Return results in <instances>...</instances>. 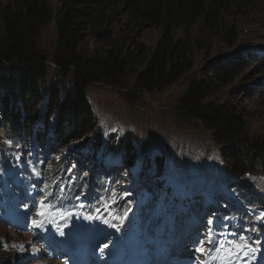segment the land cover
Masks as SVG:
<instances>
[{
  "label": "trees",
  "instance_id": "16d2710c",
  "mask_svg": "<svg viewBox=\"0 0 264 264\" xmlns=\"http://www.w3.org/2000/svg\"><path fill=\"white\" fill-rule=\"evenodd\" d=\"M230 1L59 0L57 6L50 0H12L1 5L0 170L15 161H22L27 171L36 172L33 158L49 167V180L44 179L48 189L62 199L70 198L74 185L79 187V179L74 178V184L71 177L70 154L76 149H84L86 143L90 144L81 154L84 156L81 163L75 155L73 158L80 170L87 172L97 154L104 149L100 136L93 139L89 135L95 130L96 123L86 98L89 86L104 84L116 88L124 93L127 101L133 102L146 92L178 84L194 72L197 54L210 56L217 46L234 50L240 44L239 25L234 20L227 22L225 16V10L229 12L234 8ZM124 16L129 24L125 23L126 31L121 34L117 26ZM52 23L56 29V44L51 46L52 50L44 49L43 33ZM143 28L161 30L156 46L147 47L135 36ZM82 44L83 47L84 44L92 45V52H83ZM46 50L60 71V76L47 88L49 56ZM247 59L250 62L243 59L240 52L216 59L201 72L200 80L184 92L175 110L177 118L187 123H201L212 133L222 148L227 172L242 181L238 188L247 187L244 177L264 174V138L248 137L247 120L251 114L237 98H229L227 102L215 98L231 87L249 64L259 65L258 60ZM15 63L19 68L13 65ZM14 72L16 78L12 77ZM130 78H133L131 83L126 85ZM67 81L72 85L63 93L62 87ZM2 129L7 132L4 138ZM75 142L81 146L70 148ZM46 147L52 151L49 164L42 153ZM123 148L122 160L117 163L123 170L109 179L110 185L102 187L105 190L116 182L126 183V173L133 177L134 170L128 169L133 165L142 167L138 173L164 166L163 151L157 152V158L146 157L139 163L143 156L140 152L135 151L133 155L134 147L129 148L127 144ZM53 155L57 156L56 161L52 159ZM111 157L118 160L115 155ZM102 158L106 159V156L102 155ZM101 167L102 164L95 169ZM161 178L158 176L151 181L160 190L164 188L157 184L158 180L162 182ZM107 179L106 174H100L94 181L101 186L99 183ZM81 180L80 187L89 182L85 177ZM54 183L63 187H56ZM141 187L140 191H132L129 185L119 194L133 199L149 196V200L156 203L161 200L159 190L147 194ZM247 190L255 193L252 189ZM247 190L242 189V194L247 195L243 206L249 210L255 198ZM95 194L96 204L104 202L102 192L96 190ZM194 195L198 197L197 192ZM122 200L118 202L120 207L126 204ZM242 214L239 212L240 216ZM142 216L150 219L151 214L142 211Z\"/></svg>",
  "mask_w": 264,
  "mask_h": 264
},
{
  "label": "rangeland",
  "instance_id": "374dc122",
  "mask_svg": "<svg viewBox=\"0 0 264 264\" xmlns=\"http://www.w3.org/2000/svg\"><path fill=\"white\" fill-rule=\"evenodd\" d=\"M8 1L12 0H0V6ZM50 2L57 6L59 4V0H50ZM230 4L231 6L234 5V8L229 12L225 10L226 20L230 23L234 20L239 25L241 32L240 44L234 50L226 49L220 45L210 56L202 53L197 54L195 69L192 74L185 76L181 82L169 88L146 92L138 96L139 99L133 102L127 101L122 91L104 84L90 85L86 93V98L96 119L95 130L89 135L93 139L100 136L103 144L101 146L104 147L93 161L96 162L102 155L110 158L115 153L118 158L116 163H118L119 159L122 160L123 146H126V144L129 145V148L134 147L133 152H131L133 155L135 151L143 155L140 159L137 156V159L140 160L139 163L143 162L146 157L157 158V152H164V166L162 168L152 167L138 173L140 168L133 165L128 169L134 170V176L132 177V174L126 173V183L119 184V187L117 185L114 192L125 190L126 185H130L132 189L140 185L149 194L150 189L159 190L148 183L152 172L155 171L159 177H163L161 179H164V174H167L169 179L175 181V186L173 191L167 189L168 185L164 186L163 191L159 190L163 195H168L170 201L165 221L178 220L179 214L188 209L185 207L187 199L185 194L189 191V187L185 184L184 179L188 180L189 183L199 185L195 192H203L210 196V204L211 202L213 204L214 201L220 209L221 204L219 201L222 194L218 197L219 192L210 191L208 186L212 185L219 177H223L226 182L224 184L222 181H217L216 184L219 185V189L238 186V184H235L238 181V176L227 172L228 169H226L223 162L225 158L222 148L217 145L212 133L205 130L201 123L195 121L187 123L177 118L175 112L177 103L184 92L195 81L200 80L201 72L219 57L240 52L243 59L248 60L245 53L249 50L257 54L259 58L262 57L258 66L249 64L248 69L240 73L242 74L240 78L215 99L219 102L220 100L227 102L230 101L229 98H237L251 114L249 121L247 120L248 137L254 140L264 138V0H231ZM127 19L124 16L123 21L117 26V31L120 30L121 34L126 31L125 25L129 24L126 23ZM161 34L160 29L143 28L135 36L145 46L154 47ZM56 39L55 24L52 23L43 33V48L53 49L51 46H55ZM92 48V45L87 46V44H84L82 50L86 54H90ZM45 52L48 53V56L50 55L49 51L46 50ZM51 53H54V51ZM49 59L46 62L48 69L46 88L60 76L59 69ZM248 62L250 61L248 60ZM13 65L19 68L17 63ZM12 75L13 78L17 77L16 72ZM132 79H127L126 85H129ZM71 85L72 83L67 81L65 86L62 87L63 93ZM248 98L250 99L248 100ZM6 136L7 132L2 129V137ZM91 137L87 138L86 142H89ZM75 143L70 148L76 149L81 146L79 143ZM89 145V143H86L84 149L87 150ZM84 149H76V152L72 153L78 157V160H83L84 156L81 154L84 153ZM90 150H93V147H90ZM53 157L56 161L57 156L53 155ZM167 167H169L166 169L168 173L163 174ZM118 169H120L119 174L123 169ZM71 172L74 174L75 169L72 168ZM244 179L248 188H252L255 194L258 195L256 198L260 201V207L255 210V213L262 216L264 213V209H261L264 208V174H253L244 177ZM159 183L162 185L161 182ZM248 194L250 193L248 192ZM199 196L203 197L204 195L199 194ZM214 197H218L216 202ZM234 197L238 198L239 196L234 194ZM171 198L177 200H171ZM147 200L148 197L143 199L142 202L145 203ZM205 210L206 208H201L200 213ZM122 213L123 218L119 215L115 218L114 213L109 212L110 218L107 222L103 220L101 214H97L96 217L99 221L105 222L109 231H115L118 223L127 222L133 214V212ZM156 215H162V211H157ZM6 232V230L0 228V238L5 237ZM8 247L9 245L2 248L0 242V264H19L22 255L9 251ZM189 257L192 260L191 256ZM54 264L58 263L54 262Z\"/></svg>",
  "mask_w": 264,
  "mask_h": 264
},
{
  "label": "bare ground",
  "instance_id": "6f19581e",
  "mask_svg": "<svg viewBox=\"0 0 264 264\" xmlns=\"http://www.w3.org/2000/svg\"><path fill=\"white\" fill-rule=\"evenodd\" d=\"M262 83V82H261ZM40 150V149H39ZM43 151V150H42ZM80 152V151H79ZM134 154H135V152H134ZM43 158V157H42ZM41 158V159H42ZM53 159V158H52ZM40 161V160H39ZM52 161V160H51ZM45 162V161H44ZM69 163V162H68ZM43 164V163H42ZM90 168V167H89ZM68 170V169H67ZM76 171V170H75ZM168 170H165V172L164 173H168L167 172ZM69 172V171H68ZM77 173V172H76ZM59 174V173H58ZM64 174V173H63ZM65 176H67V174L65 175ZM54 177V176H53ZM156 177H158V175L156 174V172H152V174L150 175V178H151V181L153 180V179H155ZM66 178V177H65ZM165 178H166V181H162L161 182V186H165V185H168V188L167 189H171L172 191H173V188H174V186H175V181L174 180H172V179H169V177L167 176V174L165 175ZM52 179V178H51ZM60 179H62V178H60ZM117 179V178H116ZM167 179L169 180L168 182H167ZM121 181V180H120ZM151 181H150V183H151ZM238 181H239V184L241 185V183H242V181L238 178ZM63 182V181H62ZM116 182V181H115ZM158 183V185H160V183H159V180L157 181ZM102 182H100L99 184H101ZM230 183V182H229ZM55 184V183H54ZM116 184H117V182H116ZM45 185H46V183H45ZM68 185V184H67ZM70 185V184H69ZM78 185V184H77ZM75 186V185H74ZM104 187V186H103ZM66 189V188H65ZM161 190H164V188L163 189H161ZM140 191V190H139ZM105 192V191H104ZM121 193V192H120ZM100 193H98V195H99ZM113 194V193H112ZM143 194H145V193H143ZM215 194H217V193H215ZM97 195V194H96ZM102 195V194H101ZM111 195V194H110ZM217 195H219V194H217ZM68 196V195H67ZM70 196V195H69ZM103 196H104V194H103ZM102 196V197H103ZM144 196V195H143ZM101 197V196H100ZM129 197V196H128ZM61 198V197H60ZM64 198H65V196H64ZM142 198V197H141ZM97 199V198H96ZM176 204V203H175ZM213 205H215V203H214V201H213V204H212V202H211V204H210V209L212 208V206ZM230 215H231V213H230ZM172 216V215H171ZM202 226H204V225H202ZM214 226V225H213ZM213 226H204L205 228H207V229H209V230H212L213 229ZM184 241H188V240H184Z\"/></svg>",
  "mask_w": 264,
  "mask_h": 264
},
{
  "label": "snow or ice",
  "instance_id": "6c2138e0",
  "mask_svg": "<svg viewBox=\"0 0 264 264\" xmlns=\"http://www.w3.org/2000/svg\"><path fill=\"white\" fill-rule=\"evenodd\" d=\"M41 206H42V207H45V205L43 204V202H42V205H41ZM46 207H47L49 210H51L54 206H53V205H47ZM40 215H44V213L41 212ZM221 247H222V245H221ZM245 247H246V246H245ZM233 248L238 249V251L235 253L236 255H239L240 252H243V251H244V248L241 247L239 244H233ZM196 250H197L198 252H200L201 255H205V254H206V253H205V249H203V248H198V249H196ZM252 251H254V249H253ZM210 252H211V249L208 250V254H210Z\"/></svg>",
  "mask_w": 264,
  "mask_h": 264
}]
</instances>
